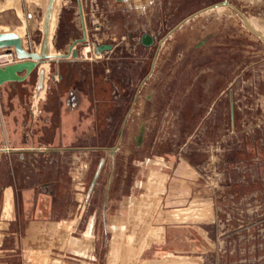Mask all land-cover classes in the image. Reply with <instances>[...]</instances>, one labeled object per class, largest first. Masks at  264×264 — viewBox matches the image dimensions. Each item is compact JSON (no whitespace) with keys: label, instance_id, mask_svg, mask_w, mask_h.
I'll list each match as a JSON object with an SVG mask.
<instances>
[{"label":"rangeland","instance_id":"1","mask_svg":"<svg viewBox=\"0 0 264 264\" xmlns=\"http://www.w3.org/2000/svg\"><path fill=\"white\" fill-rule=\"evenodd\" d=\"M84 1L87 42L75 47L90 57L74 75L96 102L73 131L85 154L58 164L84 160L85 185L94 175L85 210L98 215L96 260L118 242L122 261L264 264V0ZM77 9L59 0L57 49L80 33ZM133 20L149 43L126 38ZM105 30L124 42L94 59L89 42ZM128 205L144 220L105 221ZM134 240L138 253L126 254Z\"/></svg>","mask_w":264,"mask_h":264},{"label":"crops","instance_id":"2","mask_svg":"<svg viewBox=\"0 0 264 264\" xmlns=\"http://www.w3.org/2000/svg\"><path fill=\"white\" fill-rule=\"evenodd\" d=\"M38 4L37 0H0V25L12 24L23 44L31 45L33 35L38 32L36 41L40 35L42 9ZM88 13L95 23L96 13ZM77 20L82 31L78 11ZM82 21L84 28L85 18ZM136 25L133 20L130 30L132 38L138 39L146 30L134 34ZM106 31L99 40L108 36ZM55 47L50 39V49ZM84 58L85 54L51 58L41 89L37 88L34 69L20 80L0 83V264H143L128 257L118 260L117 255L123 252L118 242L114 252L109 251L110 261L96 260L98 215L96 208L85 210L86 191L92 187L94 175L85 185L84 160L72 166L58 164L71 150L75 159L85 154L80 149L84 145L79 143L86 136L73 134L84 119L80 115L87 101L91 100L93 105L96 102V87L90 93L74 82L83 78L74 72L79 71L78 61ZM57 71L61 78L54 91L50 81L58 75ZM143 209L142 206L135 214V209L128 205L124 214L115 210L107 214L105 221L115 225L135 219L139 222L144 220ZM129 246L132 247L126 245V254L138 253L140 244L135 240Z\"/></svg>","mask_w":264,"mask_h":264},{"label":"water","instance_id":"3","mask_svg":"<svg viewBox=\"0 0 264 264\" xmlns=\"http://www.w3.org/2000/svg\"><path fill=\"white\" fill-rule=\"evenodd\" d=\"M42 9V20L40 27V35L36 42L31 45H24L20 34L15 30L12 24L0 25V46H11L16 59L10 62L0 64V83L6 80H20L24 78L32 69L36 72V85L41 89L45 83L48 65L51 58L67 54L69 51L74 53V48L67 47V51L51 50L50 39L56 18V9L59 0H37ZM77 10L80 17L82 35L74 38L82 39L85 37L83 21L81 17V9L79 0H77ZM143 42L148 43L151 39L149 33L144 32L141 35ZM109 46L108 42H95L90 40L89 47L93 55L100 53V48ZM21 71V72H20Z\"/></svg>","mask_w":264,"mask_h":264},{"label":"flooded vegetation","instance_id":"4","mask_svg":"<svg viewBox=\"0 0 264 264\" xmlns=\"http://www.w3.org/2000/svg\"><path fill=\"white\" fill-rule=\"evenodd\" d=\"M85 31V30H84ZM144 32H147V31H142L141 33H140V35H139V37H138V41L139 42H141V43H145V42H143L142 41V39H141V35L144 33ZM148 33V32H147ZM82 35V31H80V33L79 34H76V35H74L71 39H70V41L68 42V45L64 48V49H57L56 47H55V50H61V51H67V47L70 45V47H73L74 48V53H71V51H69L67 54H64V55H61V56H66V55H71V56H74L75 54H76V47H75V42H81V43H83V42H87V41H85L84 40V38H82V39H74V38H77V37H79V36H81ZM85 36H86V31H85ZM125 36H126V38H131L132 37V35H131V30H130V28H126V30H125ZM125 36L124 35H121L120 37L121 38H119V39H115V37H113L112 38V36L111 35H109V36H107V37H105V38H103V39H100V40H98V41H95V42H108L109 43V46L108 47H106V48H100V53H99V55H97V56H93V58L94 59H97V57H107L106 55L107 54H105L103 51H106V50H114L115 48L117 49V45H121V43L123 44V42H124V39L123 38H125ZM151 39H152V37H151ZM151 39H150V41H151ZM132 40V39H131ZM149 41V42H150ZM148 42V43H149ZM127 43H128V40H127ZM145 44H147V43H145ZM82 45H84V43L82 44ZM112 56V55H111ZM58 57H60V56H58ZM88 58L90 57V56H87ZM54 58V57H53ZM53 70L51 69V72H52ZM51 72H50V76H52V74H51ZM58 72V71H57ZM61 78V73L60 72H58V75L56 76V77H53L52 78V81H50V86L51 87H54L53 88V90L55 91V89L57 88V86L56 85H58V82H59V79ZM74 82H76L77 84L76 85H78L79 84V86H81L82 88H84V86H83V84H81L80 83V80H78V79H75V81ZM73 83V82H72ZM129 83L131 84L132 82L131 81H129ZM71 97H73L74 95L71 93ZM69 98V97H68Z\"/></svg>","mask_w":264,"mask_h":264},{"label":"built area","instance_id":"5","mask_svg":"<svg viewBox=\"0 0 264 264\" xmlns=\"http://www.w3.org/2000/svg\"><path fill=\"white\" fill-rule=\"evenodd\" d=\"M15 54L11 46H0V64L15 60Z\"/></svg>","mask_w":264,"mask_h":264}]
</instances>
